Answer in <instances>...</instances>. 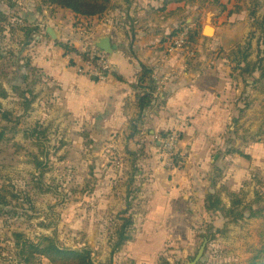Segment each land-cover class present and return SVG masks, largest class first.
Here are the masks:
<instances>
[{
  "label": "rangeland",
  "instance_id": "1",
  "mask_svg": "<svg viewBox=\"0 0 264 264\" xmlns=\"http://www.w3.org/2000/svg\"><path fill=\"white\" fill-rule=\"evenodd\" d=\"M195 1L205 4L200 18L216 12L213 25L221 28L225 15L223 25L237 33L225 49L212 51L227 59L231 89L238 90L230 95L236 105L231 124L213 149L222 154L230 176L240 170V189L226 194L224 203L221 188L207 195L208 204L188 220L191 244L178 246L170 259L159 257L157 263L191 264L203 248L196 264H264V252L259 254L264 246V0ZM0 12L6 17L0 31V264L18 262L14 234L33 243L44 237L61 249L89 251L94 264H134L126 246L137 230L133 215L141 210L140 194L146 183L160 182L159 167L168 172L164 182L169 179L155 140L166 132L151 136L136 119L125 127L112 126L111 133L86 125L63 107L58 84L32 64L45 47L71 48L69 42L84 41L89 34L96 39V25L87 20L99 21L106 12L84 19L42 0H0ZM57 17L74 29L58 28ZM190 18L186 24L199 25ZM48 28L58 35L67 31L69 38L52 40ZM145 168L150 176L142 173ZM224 171L216 168L210 178H221ZM129 217L132 225L126 223ZM121 235L131 239L117 247Z\"/></svg>",
  "mask_w": 264,
  "mask_h": 264
},
{
  "label": "crops",
  "instance_id": "2",
  "mask_svg": "<svg viewBox=\"0 0 264 264\" xmlns=\"http://www.w3.org/2000/svg\"><path fill=\"white\" fill-rule=\"evenodd\" d=\"M111 2L112 7L104 14L105 18L93 23L87 20L90 25H96L93 28L96 37L109 38L115 48L109 56L113 68L109 83L94 82L78 75L75 67L81 63L79 58L66 56L56 47H45L41 54H36L32 64L58 84L63 107L68 112L86 125L102 126L95 128L105 133H111L112 126L125 127L137 118L136 95L140 90H136V85L142 76L141 67L149 71L150 79L153 75L168 78L159 101L142 110L137 124L149 129L151 136L180 130L178 155L183 168L169 171V179L164 182V171L168 172L159 167L160 182L146 183L138 202L141 210L133 215L138 222L137 230L126 246V253L134 264H158L159 257L170 259L178 246L191 244L188 220L197 216L196 211L205 205L207 195L217 194L221 188L224 203L226 194L240 189V170L234 169L230 176L223 165L222 154H216L213 149L214 145H220L231 124L236 105L230 95L235 97L238 90L231 89L227 59L212 51L222 48L224 37L228 35L233 39L237 33L230 30V25H223L225 15L219 19L221 28L214 26V20L219 17L216 12L208 11L204 13V19L200 18L205 4L195 0ZM210 16L212 38L202 34ZM57 18L58 28L62 26L68 31L71 26L74 29L72 22ZM188 18L195 22L200 20V35L192 45L189 44L193 56L189 58L186 49L169 54L167 48L174 38L170 35L182 24L193 29V25L186 24ZM67 31H59L63 42L69 38L64 34ZM80 41L79 38L75 43H69L79 49L76 45ZM70 62L72 66L68 65ZM216 155L219 156L217 160ZM223 167L224 176L210 178L216 168ZM143 171L144 176H150L148 168Z\"/></svg>",
  "mask_w": 264,
  "mask_h": 264
},
{
  "label": "trees",
  "instance_id": "3",
  "mask_svg": "<svg viewBox=\"0 0 264 264\" xmlns=\"http://www.w3.org/2000/svg\"><path fill=\"white\" fill-rule=\"evenodd\" d=\"M43 3H53L59 5L61 8L70 10L75 15L81 16L84 19L94 18L106 12L109 8L110 0H42ZM6 24V17L0 12V31L3 32V27ZM179 29H176L170 36L171 38L176 36ZM200 35V26L196 24L189 33L188 43L191 45L195 39ZM64 52V55H74L82 60H86V56L82 55L73 46L68 48L66 45L59 46ZM244 61V60H243ZM72 66V63L69 64ZM142 76L138 79L136 90H140V93L136 95V104L138 108V115L135 120L136 125L140 122L141 113L144 108H148L159 101L160 94L156 98H153L154 84L149 78V71L144 67H141ZM117 79V78H116ZM136 91V92H137ZM5 96V94L3 93ZM3 134L0 132V141ZM4 203L3 199H0V204ZM208 203L206 202V205ZM250 217H253L251 215ZM128 225H132L131 218L126 220ZM126 227V226H124ZM15 246L17 248L16 258L17 264H40L41 260H48L50 264H94L91 259V252L89 251H73L65 250L56 246L54 240L50 238H41L39 242L33 243L24 238L20 234L13 235ZM131 239L130 236L121 235L117 244V247L123 246ZM264 252L263 249L259 254ZM164 264H167L164 261Z\"/></svg>",
  "mask_w": 264,
  "mask_h": 264
},
{
  "label": "built area",
  "instance_id": "4",
  "mask_svg": "<svg viewBox=\"0 0 264 264\" xmlns=\"http://www.w3.org/2000/svg\"><path fill=\"white\" fill-rule=\"evenodd\" d=\"M190 29L187 26L179 28L178 33L169 42L167 52L170 54L176 50H185L189 58L193 56V50L188 43ZM83 42V44L81 43ZM81 46L78 50L82 55L86 56V60L79 58L80 65L75 67V71L80 76H85L88 79L107 84L113 77V68L109 61V57L102 51L94 48L90 40V34L84 38V41H80ZM192 45V44H191ZM151 80L155 86L153 92V98H156L158 94L164 89L168 78L165 75H153ZM182 132L178 129L164 133L155 138L161 151L162 164L167 170L174 171L180 169L181 159L178 155V147L181 142Z\"/></svg>",
  "mask_w": 264,
  "mask_h": 264
},
{
  "label": "water",
  "instance_id": "5",
  "mask_svg": "<svg viewBox=\"0 0 264 264\" xmlns=\"http://www.w3.org/2000/svg\"><path fill=\"white\" fill-rule=\"evenodd\" d=\"M213 16H214V14H213ZM211 20H212L211 16L207 17L206 23H205V27H204L203 32H202L203 35H204L205 30H206L207 27L211 28L209 26L211 24ZM46 33L48 34V36L52 40H58L59 39L58 33L55 30L51 29V28H48ZM212 36H213V33H212ZM229 41H230V39L228 40L226 37H224L222 39V48L223 49H225V47L223 45H225V46L229 45ZM235 42L236 41H234L232 43H235ZM92 46L94 48L102 51L108 57L111 56L112 52L115 50L114 46H111V42H110L109 38H107V37L106 38H97L95 41L92 42ZM202 252H203V248H201V250H199L197 257L195 258V260L191 264H196L198 262V260L201 257Z\"/></svg>",
  "mask_w": 264,
  "mask_h": 264
},
{
  "label": "bare ground",
  "instance_id": "6",
  "mask_svg": "<svg viewBox=\"0 0 264 264\" xmlns=\"http://www.w3.org/2000/svg\"><path fill=\"white\" fill-rule=\"evenodd\" d=\"M209 14H210V13H209ZM209 14H208V15H209ZM189 22H192V20H189ZM205 33H206L207 35H211V34L213 33V30H212L211 28H208V29H206Z\"/></svg>",
  "mask_w": 264,
  "mask_h": 264
}]
</instances>
